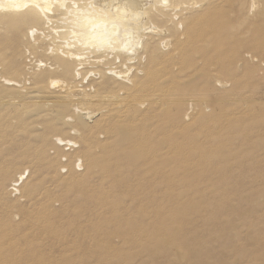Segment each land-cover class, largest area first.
Here are the masks:
<instances>
[{"label": "bare ground", "instance_id": "bare-ground-1", "mask_svg": "<svg viewBox=\"0 0 264 264\" xmlns=\"http://www.w3.org/2000/svg\"><path fill=\"white\" fill-rule=\"evenodd\" d=\"M259 84L264 0H0V263L264 264Z\"/></svg>", "mask_w": 264, "mask_h": 264}, {"label": "rangeland", "instance_id": "rangeland-1", "mask_svg": "<svg viewBox=\"0 0 264 264\" xmlns=\"http://www.w3.org/2000/svg\"><path fill=\"white\" fill-rule=\"evenodd\" d=\"M259 85L260 86L257 85V89L255 91H253L251 94L245 93L246 97L243 99V101L241 103L242 104L241 107L244 110L250 109V110H253L255 112H261V111L264 112V87L261 86V84H259ZM229 107L230 106L228 104L227 108H229ZM259 129H264V127L261 126V127H259ZM261 131L263 132V130H261ZM258 158L261 161H264V153H259L258 154ZM228 175L231 177V179L232 178H236L237 179V181H234V179H233L232 181H229V183H228V185H232V186H235V187L243 185V184H258V185L264 184L263 183L264 173L255 172L250 164H245L242 167L241 170H233V174H232V172H229ZM216 177H218V175ZM219 185H220V188H221V185H224V184L219 183ZM235 203H236L235 201L232 202V204H235ZM263 212H264V210L259 211L256 214V216H264ZM68 217H70V219H72V220L78 219L77 216H68ZM106 217H108V216H98L97 220H96V223L99 226L98 239H100V240L105 236V233H108V232L110 233V232L114 231V227H112V226H110V229H105L102 226L101 222L104 221L103 219L106 218ZM87 218H88V216H82L81 218L79 217L80 223H82V224L85 223L86 224L89 221V220H87ZM18 221L19 220L17 218V220H15V223H17ZM208 234H209V232H208ZM109 242H110L109 249L102 250V251L100 250L99 252H97L96 256L93 258L92 261L87 262V263H83V264H106V262L108 260V257L114 251V250L110 249L111 247H117L118 249H120L122 247L124 249V251L122 253L123 256H127L129 253L130 254L134 253V250L131 249L130 246H127V247H123L122 246L123 242H122V239H121V237L119 235H113L110 238ZM84 245H85V243H82L81 247H83ZM237 245H238L237 248L240 247L241 250H243L242 251L243 252V256L245 254L249 255L250 253H254L253 250L254 249L258 250V248L260 247V246H256V245L247 246V245L244 244V242H241V246H240V243H238ZM72 246L73 245H70L67 248L66 254L68 256L71 255V257H76L78 255H82L81 252L80 253L75 252V250L73 249ZM40 253L42 254L40 257L43 260H45L46 264H49L48 263V259H51V258L55 259V258H59L60 257L58 252H57V250H51V249H48V248L45 247V248L40 249V251L31 250V258L33 259L34 257H37L38 255H40ZM5 255H7L8 257H12L13 253L7 251L5 253ZM103 256H105V257H103ZM146 258H148V254L146 252H140L138 254V257L136 259H134L132 262L128 263L127 261L124 260V261H117V262L113 261V262H110L108 264H139L142 260H144ZM0 264H2V262ZM61 264H65V263L61 262ZM77 264H80V263H77Z\"/></svg>", "mask_w": 264, "mask_h": 264}]
</instances>
